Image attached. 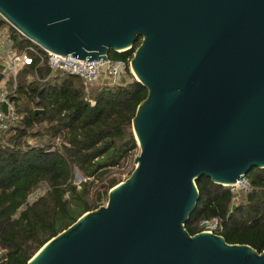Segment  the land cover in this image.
Masks as SVG:
<instances>
[{"label":"water","instance_id":"water-1","mask_svg":"<svg viewBox=\"0 0 264 264\" xmlns=\"http://www.w3.org/2000/svg\"><path fill=\"white\" fill-rule=\"evenodd\" d=\"M0 16L86 62L139 40L130 68L147 90L130 175L26 264H264V249L185 228L198 178L264 168V0H0Z\"/></svg>","mask_w":264,"mask_h":264},{"label":"trees","instance_id":"trees-1","mask_svg":"<svg viewBox=\"0 0 264 264\" xmlns=\"http://www.w3.org/2000/svg\"><path fill=\"white\" fill-rule=\"evenodd\" d=\"M0 29L17 51L34 45L1 16ZM138 44L108 56L125 58ZM48 75L39 58L20 70L10 97L23 118L0 131V264H26L51 237L103 205L134 168L131 121L146 88L128 70L116 83L91 85L88 94L78 76ZM76 173L83 177L78 183ZM246 177L249 189L238 200L228 186L198 178L199 199L186 230L195 234L202 219L217 217V233L228 243L262 251L264 168L252 167Z\"/></svg>","mask_w":264,"mask_h":264},{"label":"built area","instance_id":"built-area-1","mask_svg":"<svg viewBox=\"0 0 264 264\" xmlns=\"http://www.w3.org/2000/svg\"><path fill=\"white\" fill-rule=\"evenodd\" d=\"M133 53L134 51L125 58L112 59L107 56L104 60L86 62V59L74 58L70 54L64 57L51 53L38 45H28L17 51L11 47L7 31L0 29V131L7 130L23 118V115L16 110L10 95L14 94L20 70L24 66L32 65L34 58H39L40 62L46 61L49 69L47 78L56 73L78 76L84 83V92L88 94L91 85L106 80L116 83L127 70L131 72L130 62ZM88 101L90 104L94 103L91 98ZM4 103L6 112L3 110ZM227 186L233 194V200H238L240 194L249 189V181L246 177ZM199 226V231L213 233H217L221 228L217 217L204 218L199 222Z\"/></svg>","mask_w":264,"mask_h":264},{"label":"rangeland","instance_id":"rangeland-1","mask_svg":"<svg viewBox=\"0 0 264 264\" xmlns=\"http://www.w3.org/2000/svg\"><path fill=\"white\" fill-rule=\"evenodd\" d=\"M104 82H109V83H112L110 80H106V81H104ZM108 83V84H109ZM99 83H96L95 85H98ZM94 85V86H95ZM139 154V148L137 147L134 151H133V163H134V159H135V157L137 156ZM131 165H132V163H131ZM130 164H129V166L127 167V168H130V167H132ZM127 175H128V173H124L123 175H122V179H125L126 177H127ZM83 179V177L79 174V173H76V175H75V182L76 183H78V182H80L81 180ZM106 203V201L105 202H103V204H105Z\"/></svg>","mask_w":264,"mask_h":264}]
</instances>
